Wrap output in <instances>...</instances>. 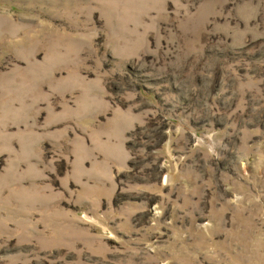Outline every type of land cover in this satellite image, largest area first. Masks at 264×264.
I'll return each instance as SVG.
<instances>
[{"label":"rangeland","instance_id":"374dc122","mask_svg":"<svg viewBox=\"0 0 264 264\" xmlns=\"http://www.w3.org/2000/svg\"><path fill=\"white\" fill-rule=\"evenodd\" d=\"M0 264H264V0H0Z\"/></svg>","mask_w":264,"mask_h":264}]
</instances>
